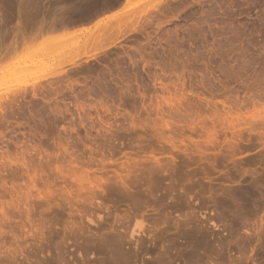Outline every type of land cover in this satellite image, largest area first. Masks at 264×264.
Returning a JSON list of instances; mask_svg holds the SVG:
<instances>
[{
	"label": "rangeland",
	"instance_id": "374dc122",
	"mask_svg": "<svg viewBox=\"0 0 264 264\" xmlns=\"http://www.w3.org/2000/svg\"><path fill=\"white\" fill-rule=\"evenodd\" d=\"M0 264H264V0H0Z\"/></svg>",
	"mask_w": 264,
	"mask_h": 264
},
{
	"label": "bare ground",
	"instance_id": "6f19581e",
	"mask_svg": "<svg viewBox=\"0 0 264 264\" xmlns=\"http://www.w3.org/2000/svg\"><path fill=\"white\" fill-rule=\"evenodd\" d=\"M39 79V78H38ZM35 80V79H34ZM28 83V82H27Z\"/></svg>",
	"mask_w": 264,
	"mask_h": 264
}]
</instances>
